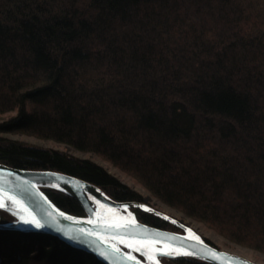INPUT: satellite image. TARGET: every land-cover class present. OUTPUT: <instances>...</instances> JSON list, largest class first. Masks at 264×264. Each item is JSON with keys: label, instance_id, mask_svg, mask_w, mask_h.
Segmentation results:
<instances>
[{"label": "trees", "instance_id": "obj_1", "mask_svg": "<svg viewBox=\"0 0 264 264\" xmlns=\"http://www.w3.org/2000/svg\"><path fill=\"white\" fill-rule=\"evenodd\" d=\"M263 11L258 0H0V113L14 111L0 132L96 153L165 205L264 252ZM0 163L143 201L97 163L59 150L0 136ZM42 189L83 214L69 194ZM0 264L101 263L42 233L0 230Z\"/></svg>", "mask_w": 264, "mask_h": 264}, {"label": "water", "instance_id": "obj_2", "mask_svg": "<svg viewBox=\"0 0 264 264\" xmlns=\"http://www.w3.org/2000/svg\"><path fill=\"white\" fill-rule=\"evenodd\" d=\"M42 187H51L74 197L81 204L85 215L69 213L51 200ZM89 193H93L103 203L115 208L130 211L137 208L152 213L181 227L183 232L166 230L140 222L132 213L131 217L111 215L93 207ZM92 194V195H93ZM10 197L15 198V203ZM0 204L3 209L17 214L20 219H31L35 215L44 227L37 229L33 224L13 225L0 222V230L34 231L56 238L69 248L93 255L101 264H153L149 259L152 248L169 247L179 251H188L192 255H159L156 259L163 264L160 257L188 256L214 264H258L238 254L221 250L199 234L172 217L142 203L141 201H117L111 199L98 185L82 178L55 170H30L0 163ZM63 213V215H61ZM31 214V215H30ZM50 214V215H49ZM133 218L135 223L133 224ZM109 223L126 224L125 228L108 227ZM123 238L125 243H121ZM136 241H159L148 244L136 251ZM132 244L133 247L128 245ZM138 252L142 258L132 255L126 249ZM132 256L135 259H128Z\"/></svg>", "mask_w": 264, "mask_h": 264}, {"label": "rangeland", "instance_id": "obj_3", "mask_svg": "<svg viewBox=\"0 0 264 264\" xmlns=\"http://www.w3.org/2000/svg\"><path fill=\"white\" fill-rule=\"evenodd\" d=\"M258 4L260 5V8L261 7L264 8V0H258ZM262 15L264 16V11L262 12ZM13 113H14V111H7V112L0 113V122L7 120ZM0 136L19 141V142L24 143L26 145H33V146H38V147H43V148H48V149L59 150V151H62L64 153H67V154L74 156V157H77V158L91 160V161L97 163L98 165H100L101 167H103L111 176H113L114 178L119 180L121 183L127 185L128 187L133 189L135 192L140 194V196L143 198V201H141L142 203H144V204H146V205H148V206L172 217L173 219L179 221L180 223L186 225L188 228H190L195 233L199 234L203 238L208 239L210 241V243H212L217 248L231 252V253L238 254V255L245 257V258H247L253 262H256L258 264H264V252H261V251L255 249V248H252L248 245H241L237 242H234L233 240L226 238L225 236H223L222 234H220L219 232H217L216 230H214L212 227L208 226L207 224L203 223L202 221L188 217V216L184 215L178 209H175V208H172L170 206L165 205L160 200H158L154 195H152L135 177H133L131 175V173L119 168L118 166H116L115 164L110 162L109 160L104 159L103 157L99 156L96 153H93L91 151L77 150V149H74V148L68 146L65 143L55 141L53 139L37 137L34 135H30V134H26V133H22V132H18V131L0 132ZM49 188H51V187H49ZM109 197L111 199H113L111 196H109ZM0 209H3V208H0ZM116 209H118V211H120L122 216H127V217H129V215H132V213H134L136 218H137L139 213H147V214L154 215L152 213L145 212V211L137 209V208H131L130 211H127L123 208H116ZM3 210H6V209H3ZM6 211L10 212L12 215L16 216L19 219L18 224L21 223V219L17 214H15L14 212L9 211V210H6ZM84 215H85V211L83 210L82 216H84ZM154 216H156V215H154ZM9 219L10 218H9V216H7V214L0 211V222H5ZM162 219H164V218H162ZM166 221L173 224V226H175L174 229H176V230L172 229L170 231H176V232H183L184 231L181 227L175 225L173 222L168 221V220H166ZM140 222H142V221H140ZM143 223H145V222H143ZM148 225H150V224H148ZM151 226H153V225H151ZM166 230H169V229H166ZM124 249L129 251L132 255L140 257L143 259V257L140 254H138V252L133 251L131 249H127V248H124Z\"/></svg>", "mask_w": 264, "mask_h": 264}, {"label": "snow or ice", "instance_id": "obj_4", "mask_svg": "<svg viewBox=\"0 0 264 264\" xmlns=\"http://www.w3.org/2000/svg\"><path fill=\"white\" fill-rule=\"evenodd\" d=\"M9 199H12L15 203H20L19 201H15V198H13V197H10ZM2 206H3V204H0V207H2ZM61 215H63V213H61ZM21 220L24 223L33 224L37 229L44 227V225L40 222L39 219L36 218L35 215H31V219H28V220L24 219V217L21 216ZM132 223L133 224L135 223L134 218H133ZM107 226L108 227H114L117 229L128 227V225L120 224V223H109ZM120 242L125 243L123 238L120 239ZM156 243H159V241H136V244L139 246L135 247V250L141 251L142 247H144L148 244H156ZM128 246L133 247L132 244H129ZM151 251L153 254L151 256H149V259L153 261V264H159V261L156 259V253H159V255H171L173 251H177V250L169 247L167 250H165L164 248H159V249L158 248H152ZM177 254L192 255L193 253L188 252V251H183V252L177 251ZM128 259H135V258L132 256H128ZM245 264H246V262H245Z\"/></svg>", "mask_w": 264, "mask_h": 264}, {"label": "bare ground", "instance_id": "obj_5", "mask_svg": "<svg viewBox=\"0 0 264 264\" xmlns=\"http://www.w3.org/2000/svg\"><path fill=\"white\" fill-rule=\"evenodd\" d=\"M90 199L93 202V207L99 209L100 211L111 214V215H121L120 211L116 209L115 207L108 205L106 203H103L101 200H99L93 193H89ZM130 213V212H129ZM132 215H129L131 217Z\"/></svg>", "mask_w": 264, "mask_h": 264}]
</instances>
